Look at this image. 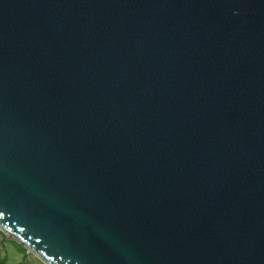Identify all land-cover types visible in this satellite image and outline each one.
<instances>
[{
  "label": "water",
  "instance_id": "1",
  "mask_svg": "<svg viewBox=\"0 0 264 264\" xmlns=\"http://www.w3.org/2000/svg\"><path fill=\"white\" fill-rule=\"evenodd\" d=\"M0 231L44 264H264V0H0Z\"/></svg>",
  "mask_w": 264,
  "mask_h": 264
},
{
  "label": "rangeland",
  "instance_id": "2",
  "mask_svg": "<svg viewBox=\"0 0 264 264\" xmlns=\"http://www.w3.org/2000/svg\"><path fill=\"white\" fill-rule=\"evenodd\" d=\"M0 263L1 264H44L27 248L0 231Z\"/></svg>",
  "mask_w": 264,
  "mask_h": 264
},
{
  "label": "trees",
  "instance_id": "3",
  "mask_svg": "<svg viewBox=\"0 0 264 264\" xmlns=\"http://www.w3.org/2000/svg\"><path fill=\"white\" fill-rule=\"evenodd\" d=\"M1 264V263H0Z\"/></svg>",
  "mask_w": 264,
  "mask_h": 264
}]
</instances>
